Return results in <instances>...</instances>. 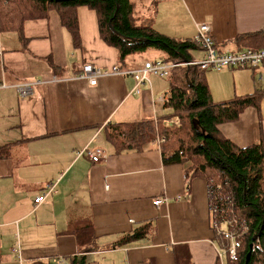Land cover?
<instances>
[{
    "label": "crops",
    "instance_id": "crops-1",
    "mask_svg": "<svg viewBox=\"0 0 264 264\" xmlns=\"http://www.w3.org/2000/svg\"><path fill=\"white\" fill-rule=\"evenodd\" d=\"M77 12L79 48L56 11L26 23L25 43L17 32L0 34V82L6 85L0 89V146L17 143L9 158L0 159V264H19L12 252L16 240L28 264L79 255L69 226L85 222L94 225L99 246L86 254L89 264H176L187 254L192 264L221 262L207 180L197 177L188 186L184 166L165 164L157 144L118 153L108 140L113 124L162 116L170 86L162 92L167 83L153 74L137 85L127 72L154 60L121 68L117 49L101 38L97 13L85 6ZM152 20L158 32L177 39H195L197 25L207 24L217 47L233 51L239 34L264 31V0H155ZM195 51L202 52L193 51L195 60L204 57ZM86 64L121 71L91 85L79 77ZM206 77L215 100L264 90L255 70H209ZM25 82L34 88L28 98L16 88ZM219 128L240 147L259 142L264 98L260 112L249 107ZM99 149L94 162L89 152ZM50 183L55 191L37 206L35 197ZM160 198L164 202L155 205ZM152 220L155 235L117 244Z\"/></svg>",
    "mask_w": 264,
    "mask_h": 264
},
{
    "label": "trees",
    "instance_id": "trees-1",
    "mask_svg": "<svg viewBox=\"0 0 264 264\" xmlns=\"http://www.w3.org/2000/svg\"><path fill=\"white\" fill-rule=\"evenodd\" d=\"M80 6L97 13L101 38L117 49L121 68L131 63L133 55L149 48L161 50L166 56L159 60L174 64L194 60L193 51L200 49L194 38L177 39L158 32L152 24L154 11L139 21L135 16L137 0H0V34L17 32L25 43L28 41L26 23L47 18L56 11L63 27L71 32L74 46L79 48L77 10ZM233 41L237 50L263 48L264 31L239 34ZM207 71L199 65L172 68L168 76L170 96L165 102L166 112L155 118L113 124L107 133L108 140L118 153L143 151L148 145L157 144L165 164L184 166L188 186L197 177L205 178L214 229L221 225L241 234L239 260L228 264H244L251 243L254 247L249 264H264V138L240 147L219 128L221 124L237 121L249 107L260 112L264 90L215 100L207 82ZM174 116L180 118L181 126L166 127L163 121ZM16 144L1 145L0 159L9 158ZM156 230L153 220L142 222L117 244L150 238ZM69 231L77 240L79 255L64 261L89 264L86 254L99 248L94 225L73 223ZM216 233L215 238L222 245L224 240ZM187 257L185 261L177 257L176 264H192L189 254ZM30 264L53 263L34 260ZM146 264L155 263L147 261Z\"/></svg>",
    "mask_w": 264,
    "mask_h": 264
},
{
    "label": "built area",
    "instance_id": "built-area-1",
    "mask_svg": "<svg viewBox=\"0 0 264 264\" xmlns=\"http://www.w3.org/2000/svg\"><path fill=\"white\" fill-rule=\"evenodd\" d=\"M198 31L195 36L196 41L200 46V50L203 52L204 57L200 60H192L183 64H174L170 62H163L161 60L148 61L144 64L142 69H136L127 73L132 74L137 85L145 82H149V74L157 75L160 77H168L172 68L178 65H199L204 70H213L220 72L224 69H250L256 71V76L259 81H264V47L259 49H239L233 51H222L217 47V41L211 33V27L207 24L197 25ZM2 57V50L0 49V58ZM261 69L259 71L258 69ZM121 70L118 67L103 69L92 64H86L82 68V72L79 77L89 81L91 85H96L98 79L103 76H109L113 73H118ZM126 72V71H125ZM5 83L0 82V89L5 87ZM16 88L22 98L31 97L34 94V88L31 83L25 82L16 85ZM137 87L136 93L140 90ZM174 121L165 119L164 125L169 127L173 125ZM163 139H160V142ZM103 153L101 149L90 151L89 155L92 161L98 162L100 156ZM56 184L50 183L46 186L44 191L35 197V204L38 206L45 202V200L55 191ZM164 202V198L156 199L155 205H160ZM216 231L221 235L224 242L222 247L219 249V257L221 264L225 263V258L230 262H236L239 260V249L241 247L240 233L234 230L228 229L227 227L216 226ZM12 252L19 261V264H24L25 259L23 258L22 248L20 243L17 242Z\"/></svg>",
    "mask_w": 264,
    "mask_h": 264
},
{
    "label": "rangeland",
    "instance_id": "rangeland-1",
    "mask_svg": "<svg viewBox=\"0 0 264 264\" xmlns=\"http://www.w3.org/2000/svg\"><path fill=\"white\" fill-rule=\"evenodd\" d=\"M155 8V0H137V6L135 8V16L136 18H138V20H144L146 18V16L152 14V12L154 11ZM161 50H158L156 48H149L148 50L144 51V52H140L138 54H135L132 56L131 61H133L132 59H134V62L130 63V66L136 67V64H139L140 60L143 61L145 59H149V60H159L160 58H162L163 56H166V54L164 52H160ZM163 53L165 55H163ZM201 53L200 51H195V56L197 58L201 57ZM136 63V64H134ZM259 71H261V69H258ZM162 78L161 80L165 83H167V85H160L159 89L162 90V92H166V90L169 89L170 83H169V77H160ZM153 80V78L151 79ZM168 120L174 121L172 126H181V121L180 118L178 116H174L172 118H167ZM164 124V121H163ZM169 126V127H172ZM167 127V126H166ZM163 139V138H162ZM17 235V234H16ZM10 241L13 240L12 237H10L9 239ZM17 242L19 240H16ZM10 244V243H9ZM51 262V261H50ZM60 262H63V260H61ZM55 264V262H53ZM24 264H28L25 260Z\"/></svg>",
    "mask_w": 264,
    "mask_h": 264
},
{
    "label": "water",
    "instance_id": "water-1",
    "mask_svg": "<svg viewBox=\"0 0 264 264\" xmlns=\"http://www.w3.org/2000/svg\"><path fill=\"white\" fill-rule=\"evenodd\" d=\"M255 238H256V237H254V239H255ZM253 247H254V244L251 243V244H250V251H249L248 254L246 255V258H245V262H244V264H249V261H250V258H251V253H252Z\"/></svg>",
    "mask_w": 264,
    "mask_h": 264
}]
</instances>
